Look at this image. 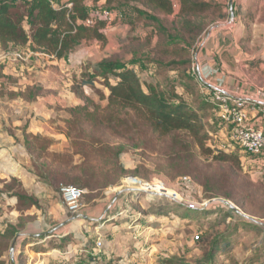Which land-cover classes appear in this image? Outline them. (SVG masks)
Returning a JSON list of instances; mask_svg holds the SVG:
<instances>
[{"label": "rangeland", "instance_id": "rangeland-1", "mask_svg": "<svg viewBox=\"0 0 264 264\" xmlns=\"http://www.w3.org/2000/svg\"><path fill=\"white\" fill-rule=\"evenodd\" d=\"M11 2L18 7V13L23 16V27L29 32L28 0ZM83 2L90 10L106 8L102 0ZM215 2L221 6L223 18H217V11L208 15L205 31L190 50L192 66L184 77L166 67L157 69L149 63L153 59L155 45L163 37L148 18L151 12L134 3L116 9L120 16L106 30L115 31L118 37V46L115 47H102L97 41H83L64 59L55 62L44 53L32 52L28 46H0V54L8 58L0 63V76H3L0 77V136L3 141L0 146L4 160L2 167L5 168L0 171V183L7 181L11 173L19 174L23 187L36 195L40 206L23 215L22 220L29 224V233L16 237L12 256L11 244L1 258L5 264H167L169 259L174 260L173 264H199L210 251V243L219 236L229 240L230 248L217 252L211 264H264V168L255 169L253 171L257 172L253 173L245 162H241L244 168L231 183L227 174L235 166L230 162L217 165L211 157L204 158L185 135L158 138L147 129L126 131L123 127H116L115 123L109 126L82 124L72 133V136H80V142L90 141L99 148L98 152L89 155L88 160L85 158L84 168L80 165L82 158L73 154H85L86 150L72 148L64 129L60 131L56 125L57 108L47 106L42 100L47 96H60L72 104L76 102L73 89L78 88L82 81L91 79L97 89L107 94L102 79L94 76L97 72L95 57L101 48L106 56L116 55L124 62L130 58L142 80L158 83L164 91L175 88L187 104L198 109L197 114L208 134V146L214 152L223 151L221 142L227 136L228 125L221 119L214 103L216 92H212L195 73V54L208 32L220 28L219 32L229 33L230 47L217 57L218 70L226 80L229 78L238 88L244 89L243 100L264 104V0ZM173 10V14L159 18L162 30L172 38L167 44L178 49L189 37L184 36L180 29L176 5ZM17 53L22 59L12 60ZM161 60L168 62L169 58ZM40 71L53 74L55 81L44 79L41 87L33 85L31 90L38 96L32 107H28L21 98L14 97L25 92L26 88L16 82L20 80L31 85ZM109 80L111 84L115 82L112 76ZM24 110L36 121L33 133L51 139L49 155H43L41 159L35 154L28 156L23 147L22 127L18 122ZM225 127L227 131L221 138L219 131ZM103 144L113 150H122L118 161L111 160L112 156L101 150ZM225 153L240 156L238 151ZM63 154H68L72 163L61 168L56 157L51 156ZM70 169L73 177L79 175V169L87 170L88 182L94 188L100 181L108 184L104 189L93 191L81 188L85 193L78 214L67 211L59 189L61 186L80 189L79 186L53 182L50 188L35 176L37 172L50 178L46 171L55 174L71 172ZM249 182L256 187L258 196L245 201L244 208H239L240 205L237 208L221 197L209 199L208 195L218 191L225 194L235 186L239 193L234 194L237 196L234 203L239 204L245 200L241 193ZM206 183H214L209 187V193L202 186ZM144 187H152L156 193L168 197L151 196ZM219 200L232 205L236 209L233 211L235 214L229 213V207ZM15 203V199L0 198V234L7 222L16 223L18 212ZM177 204L204 211V214L183 219L184 211ZM242 209L255 215V224L261 230L244 227L245 222H253L240 215L244 214ZM30 236L34 239L21 245L25 238L30 240ZM194 236H198V241L193 240Z\"/></svg>", "mask_w": 264, "mask_h": 264}, {"label": "trees", "instance_id": "trees-1", "mask_svg": "<svg viewBox=\"0 0 264 264\" xmlns=\"http://www.w3.org/2000/svg\"><path fill=\"white\" fill-rule=\"evenodd\" d=\"M133 3L151 12L148 18L156 25L160 37H163V40L155 45V49L152 52L153 59L149 63L157 69L166 67L170 71L177 72L180 77H184L188 72L187 69L192 66L190 50L197 38L205 31V22L208 15L217 11V18H223L220 13L221 6L215 0L104 1L105 7L112 11ZM68 5H70L69 8ZM174 5L178 9L176 17L180 29L184 36L189 37L184 39V46L178 49H175L172 44H167L168 39L172 38L169 35L166 36V32L162 30V21L159 18L160 16L173 14ZM90 11L83 0H28L27 19L29 32H26L23 27V16L18 13V7L11 0H0V46L7 47L9 44L14 47L28 46L32 52H41L56 60L64 59L83 41H97L102 47L118 46V37L115 31L107 32L108 25L105 22H97L92 27L82 25V22L89 17ZM138 13L141 14L140 11ZM162 33L165 35H162ZM104 53V49L100 48L99 54L95 57L97 72L94 76L102 79L103 87L107 94L97 89L94 86V80L91 79L82 81L78 88L73 89L76 105L69 104L56 96L44 97L47 106H55L57 108L58 119L56 120V125L60 131L64 129L63 133L69 139L72 148L81 147L86 150L84 151L85 154L83 152L73 154L82 158L80 164L82 167L85 168V158L88 160L89 155L98 152L99 148L90 141L80 142V136H72V133L75 130H79L78 128L82 124L109 126L115 123V125H118L116 127H123L126 131L140 128L147 129L158 138L185 135L204 158L211 157L212 161L217 165L227 164L228 162H230V165L233 164L235 168L229 170L227 178L231 180V183L232 180H236V174H241L242 168H244L240 156L238 158L237 154H227L222 150L214 152L208 146V134L197 114L198 109L187 104L181 95L175 91V88L171 87L170 90L164 91L158 83L152 84L142 80L140 76H137L134 70L136 65L133 66V61L130 58L124 62L116 55L106 56ZM131 56L130 53L129 57ZM162 58H169V61L163 62ZM109 76L115 78L113 84L110 83ZM47 78L53 80L54 76L53 74L50 75L40 71L36 74L35 80L31 85L28 82L18 80L16 83L23 84L26 88L25 92H21L14 97L21 98L23 104L29 107L38 96L31 89L34 86L41 87V82ZM84 88H88L91 91L86 93ZM28 116L29 112L27 110L22 111L20 127H22L23 132V147L28 156L32 157L35 154L38 159H41L43 155H49L51 139L30 133L29 126L33 118ZM101 148V150L107 151L112 156L111 160L114 161H118L122 153L121 149L113 150L104 144L101 145ZM63 155L51 156L56 157L61 168L68 167L72 163V158L68 159V154ZM64 157L68 160H65ZM36 173L35 176L40 180V183L50 188L53 182L73 184L79 186L80 189H88L90 191L104 189L108 185L104 181H100L96 183L94 188L88 182V171L84 169H79V175L75 177L70 175L72 170L71 172L62 171L55 174L46 171L47 174H50V178ZM6 180L0 183L2 185L0 187V198L15 199V210L18 212V217L16 223L7 222L5 229L0 234V264H5L1 258L9 251L13 240L18 235L27 234L30 229L29 224L22 220L25 212L40 208L39 199L35 195L28 193L20 180L11 176ZM198 181L201 180L198 179ZM208 182L211 183L212 181ZM213 184H202L204 191L209 193V187ZM216 184L217 182L215 186H217ZM244 192L240 193L245 200L239 204L234 203L237 197L235 195L239 193L235 186L225 194L218 191L208 196L209 199L221 197L232 202L237 208L239 205V208H244L245 201L256 199L258 196L256 187L251 182L244 189ZM176 206L184 211L183 219L200 213L204 214V211L201 212L178 204ZM228 211L231 214H235L230 208ZM241 211L244 213L243 215L254 220L255 215L253 213L244 209ZM244 227L261 230L260 226L255 223L245 222ZM33 239L34 236H30V240L25 238L21 245L24 246ZM210 247V251L199 264H211L214 255L219 251L228 250L230 243L228 239L219 236L210 243ZM173 261V259H169L166 263L173 264Z\"/></svg>", "mask_w": 264, "mask_h": 264}, {"label": "built area", "instance_id": "built-area-1", "mask_svg": "<svg viewBox=\"0 0 264 264\" xmlns=\"http://www.w3.org/2000/svg\"><path fill=\"white\" fill-rule=\"evenodd\" d=\"M119 16L120 14L116 11L103 7L96 8L90 11L89 17L82 22V25L92 27L101 21L110 26ZM11 59L18 61L22 59V56L17 53ZM5 60L8 58L5 59V55L0 54V63H4ZM213 100L221 119L228 125L229 146L250 159L262 157L264 155V129L258 127L253 121L264 122V104L255 100L248 102L243 99H232L220 93H215ZM59 192L67 211L71 214H78L82 208L81 199L84 196V190L73 186H61ZM198 239V236L193 237L194 241ZM100 245L101 243L98 242V246Z\"/></svg>", "mask_w": 264, "mask_h": 264}, {"label": "crops", "instance_id": "crops-1", "mask_svg": "<svg viewBox=\"0 0 264 264\" xmlns=\"http://www.w3.org/2000/svg\"><path fill=\"white\" fill-rule=\"evenodd\" d=\"M105 0H102V3H104ZM92 10V8H91ZM110 26H108L107 30L109 29ZM220 28H217L216 30L208 32V35L206 37V40L203 42V44L200 46V48L197 50V53L195 54V63H194V68H195V73L197 74L198 78L205 84L208 85L210 90L212 92L220 93L225 96H229L232 99H243L245 91L244 89H240L237 87L236 83L230 82L229 78L227 80L223 77V74L218 70V63H217V57L221 54L222 51L226 50V48L230 47V38H229V33L224 32L221 33L219 32ZM53 60H56L53 58ZM62 60V59H61ZM136 67V66H135ZM49 79V78H47ZM50 81H55L50 80ZM84 91L88 93V89L84 88ZM62 100L60 96H56ZM44 101V98L42 99ZM76 101V99L74 98ZM65 101V100H64ZM45 103V101H44ZM71 104V103H69ZM73 105H76L77 102L72 103ZM32 107V104L29 106ZM32 109V108H31ZM21 125V121L18 122ZM254 124H256L258 127H261L264 129V122L260 120L253 121ZM36 125V121L32 120L29 126V132L36 135L32 127ZM229 129V128H228ZM224 131H227V127L221 129L219 131V136L222 138L224 137ZM229 131V130H228ZM227 133V132H226ZM40 135V134H39ZM227 136L225 138H222L221 142V148L223 149L224 152H234L231 146H229V140H228V133L226 134ZM0 136V143L3 141L1 140ZM224 148H228L227 150H224ZM220 149V148H219ZM230 149V150H229ZM21 153L24 154V149L20 147ZM240 154V160L242 162H245L246 167L249 170H252V172H257L253 171L255 169L262 170L264 168V155L260 158H253L250 159L243 153ZM3 150L1 149L0 146V171L5 169L3 166ZM260 174V173H259ZM11 177L17 178L18 180L21 181V176L18 174H12L10 175ZM8 178V177H7ZM36 196V195H35Z\"/></svg>", "mask_w": 264, "mask_h": 264}, {"label": "water", "instance_id": "water-1", "mask_svg": "<svg viewBox=\"0 0 264 264\" xmlns=\"http://www.w3.org/2000/svg\"><path fill=\"white\" fill-rule=\"evenodd\" d=\"M129 191H130V190H129ZM134 191L137 192V193L142 192L141 190H134ZM151 195H152V196H158V197H168V196L165 195V194H153V193H152ZM219 202H220V203H223V204H225V205H227L231 210L236 211V209H235L232 205L226 203L225 201L219 200ZM239 214H240V213H239ZM240 215L243 216L244 218L250 220L251 222L256 223L255 220H253V219H251V218H248V217H246V216L243 215V214H240ZM17 238H18V236H17ZM17 238H16V239L13 241V243H12V246H11V249H10L11 256H12V254H13L14 246H15V243H16Z\"/></svg>", "mask_w": 264, "mask_h": 264}, {"label": "bare ground", "instance_id": "bare-ground-1", "mask_svg": "<svg viewBox=\"0 0 264 264\" xmlns=\"http://www.w3.org/2000/svg\"><path fill=\"white\" fill-rule=\"evenodd\" d=\"M144 189L146 190V192H148L150 194H152V193L153 194H158V193H156L157 191L155 189H153L152 187H144Z\"/></svg>", "mask_w": 264, "mask_h": 264}]
</instances>
